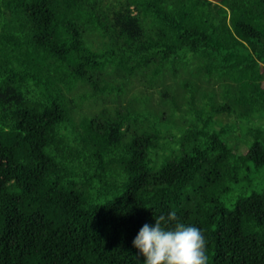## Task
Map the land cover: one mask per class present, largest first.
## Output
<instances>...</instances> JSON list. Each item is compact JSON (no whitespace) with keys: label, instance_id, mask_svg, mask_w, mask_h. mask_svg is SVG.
<instances>
[{"label":"trees","instance_id":"trees-1","mask_svg":"<svg viewBox=\"0 0 264 264\" xmlns=\"http://www.w3.org/2000/svg\"><path fill=\"white\" fill-rule=\"evenodd\" d=\"M168 210L264 264V0H0V264H135Z\"/></svg>","mask_w":264,"mask_h":264},{"label":"clouds","instance_id":"clouds-1","mask_svg":"<svg viewBox=\"0 0 264 264\" xmlns=\"http://www.w3.org/2000/svg\"><path fill=\"white\" fill-rule=\"evenodd\" d=\"M152 219L131 241L135 264H207L206 240L199 227L183 223L175 210L160 211Z\"/></svg>","mask_w":264,"mask_h":264}]
</instances>
